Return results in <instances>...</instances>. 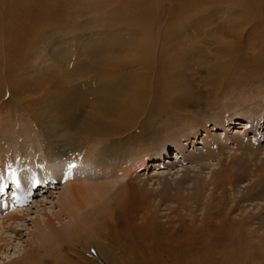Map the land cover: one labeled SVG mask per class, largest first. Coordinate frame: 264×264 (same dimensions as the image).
I'll return each mask as SVG.
<instances>
[{"label":"rangeland","instance_id":"rangeland-1","mask_svg":"<svg viewBox=\"0 0 264 264\" xmlns=\"http://www.w3.org/2000/svg\"><path fill=\"white\" fill-rule=\"evenodd\" d=\"M144 1L0 0V177L24 150L46 157L49 134L78 157L149 155L102 198L117 217L107 241L90 240L109 245L102 259L95 245L51 253L35 243L33 221L60 226L51 212L61 183L15 195L10 208L2 181L0 264H264V0ZM106 110L126 116L122 130L87 138ZM188 137L198 140L173 143ZM186 236L218 247L192 252Z\"/></svg>","mask_w":264,"mask_h":264},{"label":"bare ground","instance_id":"bare-ground-1","mask_svg":"<svg viewBox=\"0 0 264 264\" xmlns=\"http://www.w3.org/2000/svg\"><path fill=\"white\" fill-rule=\"evenodd\" d=\"M143 2H145V1L143 0ZM147 3H148V1H147ZM14 5L15 4L11 3L10 7H14ZM178 5H179V7H181L180 4H178ZM187 5H188L187 8L189 10L193 6V4L192 5L187 4ZM177 6L175 7V9H177ZM182 9H184L186 11L185 8H179L178 10H180V12H182L183 11ZM29 10H35V14H34L35 16L39 14V13H37L38 12L37 9L31 8V6H30V8H27V11H29ZM180 14L182 17L183 14L182 13H180ZM9 18H11V16ZM133 18L138 20V16H136V15H134ZM10 32H11V30H10ZM59 56H57V57H59ZM57 57H55V58H57ZM78 95H79V93H78ZM76 98H78V97H76ZM81 100H83V99H81ZM100 103H102V102H100ZM104 115L106 117L109 116V118H105V116H104L101 120H98V121L94 120L95 122L92 121V123L90 122L91 124L88 125V126H90L89 129H86V130L82 129L84 131V135L87 138L88 137L95 138L96 134L99 136H102L101 134H103L104 136L108 137V134H110V136H111V133L114 134V135L112 134L114 137L115 135L119 134V132L122 130V129H120L121 126L116 127V125L119 123L121 124V122L126 121V116H123V114L121 115L120 112H119V114L118 113H111L110 110L109 111L106 110V112H104ZM91 118H93V117H91ZM97 119H99V118H97ZM132 119H134V118H132ZM87 120H88V118H87ZM236 121L237 120L230 119L229 122L223 126L225 132H227V131L229 132L230 130L233 131V132H231V134L232 133L234 134L233 137L235 138V141L237 140L235 134H238L239 132L236 130V128L230 129L229 126L230 125H236L235 124ZM127 122H129V121H127ZM53 125H54V123H53ZM257 125L260 126V123H258ZM45 127L46 126L44 125V128ZM48 128L50 129V127H48ZM248 128L249 127H247V129ZM228 129H230V130H228ZM75 132H77V131H75ZM79 132H81V134L83 133L82 131H79ZM49 136H50V134H49ZM49 136H47L48 137L47 143L44 146V154H43L44 156L45 155H47V156L43 157V158H39L36 155H32L31 158H29L27 160L28 155L25 154V153H27L26 150H24L25 153H22L21 155H19V157L15 156V158L21 159L19 161L21 163L20 164H18L19 162L16 164L14 163L15 167H12V170L9 169L8 174L1 175V177H0V190H2V187L4 186V184H2V181H4L6 179L8 182H10L9 183V184H11L10 193H8V195L6 193V195L10 196V198L12 200V202H11L12 204H11L10 208H13L14 207L13 204L16 203V202H14L15 201L14 200L15 195L20 197L21 201L27 200L30 198L32 193H39V192L43 191L42 189H44V188L47 189L49 187H52L53 184H55V183L58 185L61 183L63 187L61 186L62 188L60 189L59 197L57 198L58 210H57V212H51V214L54 218V221L56 222V224H60V226L55 227V224L53 223V221L51 220V218L49 216H46L44 218V220L41 222L36 221V220L33 221L32 224H33L34 233H35V235L33 236V239H34L35 243H37L38 246H40V248L44 249V251H47V249H48V251L51 253L54 252L55 248L60 249V247H64L66 245H72L73 243L78 244V246H79V248H81V250H82V248H87V249L89 248L90 249V247L95 245L96 248L99 250L100 254H98V255L101 258V256H102L101 253L104 254V252H108L110 250L109 245H106V244L103 245L99 242L96 243L97 241L93 243V242H90V240H92V238H94V240L98 239V238H103L104 240L107 241V239H109V233L107 232L105 235L104 231H108L107 229H109V230L112 229L111 223L108 221L110 218L108 215L109 213L107 214V213L100 210V206L105 208L106 204L110 201L109 200H108V202L106 200L102 201V198L109 195V192L118 184L119 181H121V180L124 181V179H126L130 175H132L131 173L133 171L135 172V170H138V169L144 170L149 163V160H148L149 155L146 154V155L138 156V155H134L131 152H129L128 154H125V156H123V158H121V160H120L119 159V153H116L114 149L112 151H107L104 148L103 151H100L101 153H96V155L98 157H95L94 155H92L90 157L85 156V158H83V156L78 157L77 154L76 155L73 154L74 155L73 156V155H70L68 152L60 151L61 148L59 149V151L55 150V148H56L55 147V143H56L55 140L56 139L58 140V137L56 138L55 136H50V137ZM192 140H195V142H197L198 139H195V137H193V138L188 137V138H185L183 140H179V142L176 140L173 143L176 146H178L179 148H183V147H185L186 142H191ZM85 141H88V139ZM57 145H58V143H57ZM106 149H108V148H106ZM128 149H130V148H128ZM197 149H200V148H197ZM136 156H138V157H136ZM3 157H2V160H3L2 164H8V161L6 158L7 156L4 158ZM93 158H94V160H96L95 166L101 172V173L98 172V174H95V175H93L91 173L92 167L89 164V161ZM175 158L177 159V157H175ZM158 161L159 160H157L156 162H158ZM25 164H26V167H25ZM10 165L11 166L13 165L12 162L10 163ZM69 165H75V166L69 167ZM105 171L109 172L108 175L110 177L108 176L109 178L107 177L106 179L102 180L99 177V175H101ZM13 172L15 173L14 176H13ZM61 180H63V181L60 182ZM54 189H56V188H54ZM47 190H49V189H47ZM50 190H51V188H50ZM51 192H52V190H51ZM121 193H122V191H121ZM124 194H126V193H124ZM7 196H6V198H7ZM109 197H111V196H109ZM104 199H106V198H104ZM15 206H17V205H15ZM10 208L8 207V205L0 204V209H2L3 211H6ZM19 211L20 210H18V212ZM121 211H123V210L121 209ZM18 212L12 211V212L6 213V216H5L6 218H4L5 219L4 224L7 225V223H10V225H13L12 223H14L15 220L17 219L16 215ZM0 215H1V212H0ZM113 216L114 215H112L111 218L116 217V216H114V217ZM2 217H4V216H2ZM62 218H64V220L67 221L64 225L61 224ZM116 219H117V217H116ZM116 222H117V220H116ZM113 223H115V222H113ZM2 225H3V222H2ZM116 227H117V225H116ZM114 236H116V235H114ZM186 238H188L186 245L189 247V249L192 252L193 251L196 252V251H199V250L205 249V248H216V247H218L217 245H214V243H212V244L210 243L205 248H203L202 245L199 244L198 241H194L193 238L189 239L188 236H186ZM117 240L120 241V238L117 237ZM1 241L2 240H0V243H1ZM132 242H133V240H132ZM28 247L31 248L30 245ZM233 247H231V248H233ZM236 247H237V245H236ZM124 248L126 250L127 247H124ZM131 248L132 247L129 246V249H131ZM122 251H123V249H122ZM145 251H147V253L149 254V250H145ZM109 252H111V250ZM55 253H57V252H55ZM52 255H54V254H52ZM126 256H128V255H126ZM111 262H112V260H111ZM113 262H114V260H113ZM114 264H115V262H114Z\"/></svg>","mask_w":264,"mask_h":264},{"label":"snow or ice","instance_id":"snow-or-ice-1","mask_svg":"<svg viewBox=\"0 0 264 264\" xmlns=\"http://www.w3.org/2000/svg\"><path fill=\"white\" fill-rule=\"evenodd\" d=\"M75 165H69V167H74ZM15 175V173L13 172V176Z\"/></svg>","mask_w":264,"mask_h":264}]
</instances>
